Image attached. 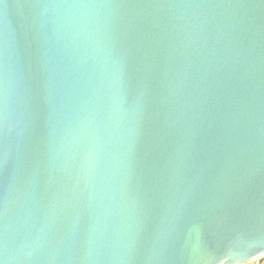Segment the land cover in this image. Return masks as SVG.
<instances>
[{
	"label": "water",
	"instance_id": "obj_1",
	"mask_svg": "<svg viewBox=\"0 0 264 264\" xmlns=\"http://www.w3.org/2000/svg\"><path fill=\"white\" fill-rule=\"evenodd\" d=\"M264 256V0H0V264Z\"/></svg>",
	"mask_w": 264,
	"mask_h": 264
},
{
	"label": "rangeland",
	"instance_id": "obj_2",
	"mask_svg": "<svg viewBox=\"0 0 264 264\" xmlns=\"http://www.w3.org/2000/svg\"><path fill=\"white\" fill-rule=\"evenodd\" d=\"M264 257V256H259V257H256L246 263H243V264H261V258Z\"/></svg>",
	"mask_w": 264,
	"mask_h": 264
},
{
	"label": "trees",
	"instance_id": "obj_3",
	"mask_svg": "<svg viewBox=\"0 0 264 264\" xmlns=\"http://www.w3.org/2000/svg\"><path fill=\"white\" fill-rule=\"evenodd\" d=\"M261 264H264V257L261 258Z\"/></svg>",
	"mask_w": 264,
	"mask_h": 264
}]
</instances>
